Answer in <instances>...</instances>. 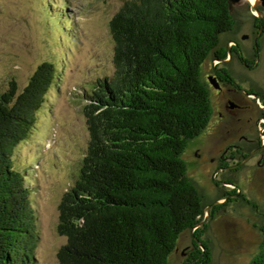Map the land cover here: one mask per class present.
<instances>
[{
	"label": "trees",
	"instance_id": "1",
	"mask_svg": "<svg viewBox=\"0 0 264 264\" xmlns=\"http://www.w3.org/2000/svg\"><path fill=\"white\" fill-rule=\"evenodd\" d=\"M234 29L228 0H125L113 14V72L83 90L88 145L57 207L56 230L66 239L59 264H167L186 231L193 249L181 264L211 263L205 236L226 203L205 202L181 155L212 116L200 67L227 56ZM57 70L44 60L21 90L12 83L0 94V264H37L32 191L13 152ZM228 183L233 189L216 200L232 201L236 184ZM260 216L261 240L246 264H264Z\"/></svg>",
	"mask_w": 264,
	"mask_h": 264
},
{
	"label": "rangeland",
	"instance_id": "2",
	"mask_svg": "<svg viewBox=\"0 0 264 264\" xmlns=\"http://www.w3.org/2000/svg\"><path fill=\"white\" fill-rule=\"evenodd\" d=\"M124 1L0 0V94L8 91L12 83L21 90L44 60L52 61L58 69L57 80L36 110L28 136L13 152L14 163L32 191L37 264H59L56 254L66 239L56 230L57 207L75 179L89 140L81 97L92 81L113 72L109 20ZM254 3L245 0L233 7L238 37L249 33L252 17H264V7L257 5L258 13ZM210 60L207 58L200 67L203 81H207ZM248 75L264 92V50L256 69ZM209 94L211 97L210 90ZM254 105L263 107V102L256 99ZM212 123L188 142L181 157L205 202L226 203L206 232L212 251L210 264H246L261 240L258 227L260 214L264 213V163L258 165L254 159L242 168L235 179L236 193L229 197L232 201L216 200L221 190L233 187L221 186L225 173L200 150L214 144L216 128L211 127ZM258 126L255 133L264 145V118H260ZM240 193L256 208L239 199ZM191 232L180 236L167 264H181L186 258Z\"/></svg>",
	"mask_w": 264,
	"mask_h": 264
},
{
	"label": "flooded vegetation",
	"instance_id": "3",
	"mask_svg": "<svg viewBox=\"0 0 264 264\" xmlns=\"http://www.w3.org/2000/svg\"><path fill=\"white\" fill-rule=\"evenodd\" d=\"M237 35L235 28L224 59L210 60L206 81L211 91V127L216 128V133L214 144L208 148L202 146L200 150L225 173L223 187H233L228 180L235 181L250 161L256 159L258 165L264 163V145L255 133L260 118H264V103L259 108L254 105L256 99L263 102L264 92L248 75L262 58L264 17H252L249 33ZM192 249L190 243L184 253L189 254Z\"/></svg>",
	"mask_w": 264,
	"mask_h": 264
},
{
	"label": "water",
	"instance_id": "4",
	"mask_svg": "<svg viewBox=\"0 0 264 264\" xmlns=\"http://www.w3.org/2000/svg\"><path fill=\"white\" fill-rule=\"evenodd\" d=\"M245 0H228V7H229V10L231 11L233 9L234 6L236 5H240L244 2ZM261 5L264 7V0H255V3H254V8L257 10V5ZM257 12L259 13V11L257 10ZM258 17H260V14L258 15ZM215 204V203H213ZM210 208V206H207L206 210L208 211Z\"/></svg>",
	"mask_w": 264,
	"mask_h": 264
},
{
	"label": "bare ground",
	"instance_id": "5",
	"mask_svg": "<svg viewBox=\"0 0 264 264\" xmlns=\"http://www.w3.org/2000/svg\"><path fill=\"white\" fill-rule=\"evenodd\" d=\"M250 3H253V2H255V0H248Z\"/></svg>",
	"mask_w": 264,
	"mask_h": 264
}]
</instances>
